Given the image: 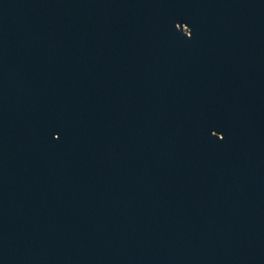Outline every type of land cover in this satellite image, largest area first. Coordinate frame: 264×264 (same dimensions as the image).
Wrapping results in <instances>:
<instances>
[{"label":"water","instance_id":"95a60500","mask_svg":"<svg viewBox=\"0 0 264 264\" xmlns=\"http://www.w3.org/2000/svg\"><path fill=\"white\" fill-rule=\"evenodd\" d=\"M0 264H264V0H0Z\"/></svg>","mask_w":264,"mask_h":264}]
</instances>
